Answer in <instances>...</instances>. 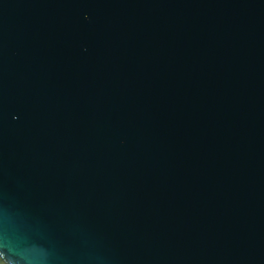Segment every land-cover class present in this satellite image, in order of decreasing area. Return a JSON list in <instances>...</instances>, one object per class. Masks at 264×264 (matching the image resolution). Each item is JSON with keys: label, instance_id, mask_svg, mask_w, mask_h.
<instances>
[{"label": "water", "instance_id": "1", "mask_svg": "<svg viewBox=\"0 0 264 264\" xmlns=\"http://www.w3.org/2000/svg\"><path fill=\"white\" fill-rule=\"evenodd\" d=\"M0 264H264V0H0Z\"/></svg>", "mask_w": 264, "mask_h": 264}]
</instances>
